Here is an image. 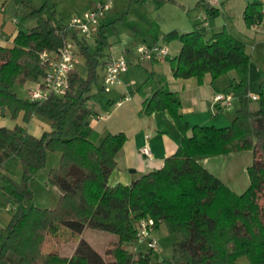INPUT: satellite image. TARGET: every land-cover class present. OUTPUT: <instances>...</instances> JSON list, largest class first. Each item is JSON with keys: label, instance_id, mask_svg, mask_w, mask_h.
I'll return each instance as SVG.
<instances>
[{"label": "trees", "instance_id": "obj_1", "mask_svg": "<svg viewBox=\"0 0 264 264\" xmlns=\"http://www.w3.org/2000/svg\"><path fill=\"white\" fill-rule=\"evenodd\" d=\"M163 1L154 0L156 6ZM262 1L247 3L243 19L248 28L262 18ZM198 4L205 18L191 31L162 34L165 42L180 43L178 53L169 58L171 73L175 78L201 80L207 73L216 79L236 71L238 80H231L229 88L238 98V108L228 126L189 128L180 114L178 95L167 87L163 76L150 75L147 82L155 80V86L143 99L141 112H167L183 137L162 167L128 185L108 184L125 134L99 137L91 125L93 118L115 103L102 85L91 90L102 79L106 61L101 57L103 48L111 45L107 33L114 35L113 23L100 22L92 52L89 41L67 28L62 19L42 16L46 8L54 16L44 0L30 11L38 16L37 24L19 31L12 46L0 45V110L14 119L21 115L24 122L38 115L51 126L40 136L27 133L20 124L0 127V194L17 205L3 235L0 264H236L239 256H246L250 264H264V77L257 107L251 109L247 96L250 56L245 44L226 27L210 31L205 23L220 8ZM155 31L156 35L159 30ZM66 41H72L76 55L83 57L86 77L74 66L65 94L42 101L19 97L16 86L43 78L41 54L57 50ZM50 150L59 154L60 163L49 171L47 181L63 195L53 209L26 206L24 199L32 194L28 182L45 166ZM241 150L251 151L252 163L250 184L237 194L203 167L200 159ZM9 159L20 165L19 182L1 171ZM142 223L149 231L162 223L169 233L181 236L170 257L153 260V250L138 241ZM87 228L114 234L115 246L105 253L94 248L81 237ZM67 240L76 243L69 257L56 248Z\"/></svg>", "mask_w": 264, "mask_h": 264}, {"label": "crops", "instance_id": "obj_2", "mask_svg": "<svg viewBox=\"0 0 264 264\" xmlns=\"http://www.w3.org/2000/svg\"><path fill=\"white\" fill-rule=\"evenodd\" d=\"M135 1L140 2V0ZM198 2L203 3L206 7L213 6L209 0H196V4L194 5L199 7L201 17L204 11ZM223 3L224 2H221L220 5L214 7L222 8L224 6ZM247 3L242 9V15ZM180 4L185 7L184 4ZM32 8H38L34 2L32 4H27L24 0H0V45L12 46L14 42L13 38H15L19 31H26L37 24L38 16L36 18L33 17L36 15L30 14ZM52 9L54 10L53 7ZM27 11L28 15L31 17L23 21L20 16H26ZM106 17L107 13L104 14L100 21L101 25H108L110 23H113V25L115 24L114 20L107 21ZM195 18L196 16L191 19L189 18V22L187 21L185 24L177 23L178 25H169L168 29L167 27H161L159 22L152 23L151 21H148L150 24L149 26L147 25L148 23L142 24L141 21L136 22L137 25L131 26L134 33H144L150 37L149 41L143 39V42H140V44L165 45L169 49V56L163 59L144 61L140 64L132 65L139 67L140 70L131 69V66H128L127 71L121 74L120 80L116 86L108 92V97L115 102L113 106L108 111L101 112L100 115L93 118L94 122L91 125L98 133L99 137H103L107 133L117 132H123L126 136V140L123 142L124 144L117 154L118 157H116V167L108 179L109 185L114 186L118 183L128 185L142 174L153 169H159L163 166L164 160L168 156L174 154L181 143L183 135L167 112L156 111L149 115H143L141 112L143 99L151 94L152 87L155 86V80L147 82V78L150 75L163 76L167 87L178 95L181 102L180 114H182L189 128L195 125L225 127V125L228 126L234 118L238 106L232 110H229L231 104L227 107L220 108L214 103L212 98H214L216 93L230 92L229 84L231 80H238L236 71L232 70L226 74L223 73V75L216 79H213L211 75L207 73L201 80L196 77L187 79L175 78L171 73L169 58L178 53L180 43L178 40L167 43L162 39V34L170 31H177L179 33L191 31L193 26L199 22ZM242 25V28H233L234 26L228 22L224 23V25L214 21L212 23L207 22L210 31H219L226 27L231 34L245 44V39H249L252 35L249 34V32L253 30H250V28L248 29L245 22ZM155 30H159L156 35L153 34L154 32L156 33ZM109 36L110 34L107 33L108 38ZM93 38L88 41L93 42ZM261 42L264 43V35H262ZM129 50L130 48L124 46L119 53H110L105 58V61L111 56L115 57V55L119 54H123L131 60L135 55H128L127 52H129ZM262 77H264V69H260V79L257 83L258 89ZM126 96H128L127 99H125ZM247 96L250 99V103L254 101L252 99L253 96H259V94L257 95L250 91V84ZM233 99L236 100L239 105L238 98L234 94ZM250 103L249 106L252 109ZM228 110L232 112H227ZM5 114L6 112L2 113L0 110V127L6 126V121L1 118L5 116ZM187 133L190 134V130H188ZM145 144L150 148V156L140 153V149ZM208 160V157L200 159V163L203 167L206 166L205 164ZM205 168L208 169L207 167ZM1 171L11 176L10 172L4 169V167Z\"/></svg>", "mask_w": 264, "mask_h": 264}, {"label": "rangeland", "instance_id": "obj_3", "mask_svg": "<svg viewBox=\"0 0 264 264\" xmlns=\"http://www.w3.org/2000/svg\"><path fill=\"white\" fill-rule=\"evenodd\" d=\"M27 4L35 3L36 7H40L44 0H24ZM48 5L54 8V16L49 8H46L43 12V17H52L54 19H62L63 22L67 23L74 15L81 14L86 11H90L101 3H110V8L105 12L107 13V21H115L114 24V35L109 36V42L112 44L108 47L103 48L104 59L110 54L119 53L124 46L130 48L128 55H136V47L145 41H149L150 37L144 33H134L131 26L137 25L136 22L142 24L150 25L148 21L159 22L161 27H169V25H178L185 22H189L191 18L196 16L195 19L201 21V12L199 7L195 3L196 0H165L162 4L157 7L154 0H140L130 1V0H47ZM208 1V0H205ZM248 1L254 0H219L217 4L213 6H218L221 2H224V6L220 8V13L214 17L208 19V23L217 22L221 25L228 22L234 27H241L243 22L242 9ZM42 3V4H41ZM180 3L184 4L183 7ZM201 10V9H200ZM23 21L27 20L31 16H20ZM37 18L36 16H33ZM190 18V19H189ZM145 19V20H144ZM133 22H132V21ZM178 23V24H177ZM250 30L251 27H249ZM248 28V29H249ZM255 31V32H254ZM252 34L249 39H245V50L250 56L249 64V84L250 91L255 94H259L258 80L260 79V69H264V43H262V35H264V29L250 31ZM254 37V38H253ZM127 42V43H125ZM261 42V43H260ZM90 51H95V46L93 42L89 41ZM121 55V54H119ZM127 55V56H128ZM118 56V55H115ZM146 60H142L144 62ZM82 56L77 55L75 61V68L79 73L86 77L87 68L84 63ZM138 63V64H140ZM131 64V69H138ZM99 72H101L99 68ZM102 85V79L98 81V86H92V92H95L98 87ZM35 88V84L27 82L23 86H16L14 89L18 96L26 99L29 97V89ZM107 97L108 92L104 93ZM251 107L256 108V100L251 101ZM237 101L232 100L229 110L237 107ZM227 112H232V111ZM2 120L6 121V127H14L16 124L24 125L27 133L40 136L44 131H50V122L44 117L34 115L29 122H24L22 116H18L16 119L11 118L8 112L5 116L1 117ZM94 119L91 120V124ZM208 162L206 166L209 172L221 180L227 187L231 190L233 189L237 194L245 191L250 184V179L248 175V167L252 163V153L250 150H241L240 152H230L221 155H213L208 157ZM60 156L57 152L49 151L47 153L46 164L43 168L36 172L33 179H31L28 184L32 191L30 197L24 199V205H34L41 208L53 209L56 207L59 201V194L53 189L48 181V173L51 169H55L59 166ZM4 169L10 172L11 178L19 182L21 179V168L16 159H9L3 164ZM1 185V181H0ZM17 210L16 203L12 201H7L0 194V246L3 241V235H5V229L10 222L12 214ZM151 237L157 242V248L153 249V260L155 258H168L171 256L172 247L175 242L180 239L179 234L169 233L165 224L159 225L158 227L150 231ZM86 239L94 248L98 249L102 253H105L110 248H113L116 244L115 235L105 231H99L94 229H85L82 236ZM76 243L74 241H66L58 244L57 251L62 256H71ZM133 247L130 246V250ZM108 258V257H107ZM236 264H250L246 256H239L237 258Z\"/></svg>", "mask_w": 264, "mask_h": 264}, {"label": "built area", "instance_id": "obj_4", "mask_svg": "<svg viewBox=\"0 0 264 264\" xmlns=\"http://www.w3.org/2000/svg\"><path fill=\"white\" fill-rule=\"evenodd\" d=\"M212 5L217 4L219 0H209ZM110 3H101L90 11L74 15L66 23L67 28L76 30L84 39H91L96 35L100 21L105 12L110 8ZM205 18L203 14L202 19ZM207 25V23H205ZM253 30L264 29V8H262V18L260 21L251 25ZM76 45L72 41H66L61 47L54 51H44L41 54V61L45 64V74L40 82L35 84V88L29 89V99L32 101H42L50 95H63L69 87L68 75L74 68L76 61ZM169 56V49L165 45L159 44H140L136 47V55L129 60L125 55L111 56L107 59L102 75L103 91L110 92L120 80L121 74L127 71L131 64H138L142 60L150 61L163 59ZM128 96L125 97L127 99ZM214 103L220 108L227 107L233 100V94L230 92L216 93L212 98ZM253 100L257 97L253 96ZM140 153L146 156L151 155L150 148L147 144L142 146ZM150 220L148 223H151ZM138 241L145 244L151 250L157 248V242L151 237L146 223H142L138 233Z\"/></svg>", "mask_w": 264, "mask_h": 264}, {"label": "water", "instance_id": "obj_5", "mask_svg": "<svg viewBox=\"0 0 264 264\" xmlns=\"http://www.w3.org/2000/svg\"><path fill=\"white\" fill-rule=\"evenodd\" d=\"M1 112L4 113V109H3V108H1ZM53 188H54V190H56V191L58 192V194H59L60 196L63 195V193L58 189V187L53 186ZM162 259H163V258H159L160 261H161Z\"/></svg>", "mask_w": 264, "mask_h": 264}]
</instances>
